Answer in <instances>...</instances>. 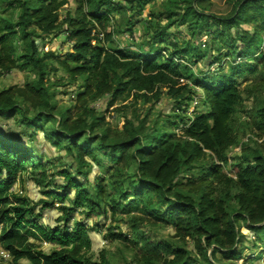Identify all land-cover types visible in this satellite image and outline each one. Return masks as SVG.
Masks as SVG:
<instances>
[{
    "label": "trees",
    "instance_id": "trees-1",
    "mask_svg": "<svg viewBox=\"0 0 264 264\" xmlns=\"http://www.w3.org/2000/svg\"><path fill=\"white\" fill-rule=\"evenodd\" d=\"M74 1L76 9L61 19L70 0H0V75L17 68L33 75L23 86L0 91V116L18 111L20 122L35 129L43 128L52 117L59 125L44 131L52 133L53 146L66 149L79 168L89 166L88 156L101 167L96 151L111 166L93 186L88 172L78 171L85 178L82 182L61 170L58 174L65 181L57 184L59 190L45 192L49 198L33 204L13 187L29 169L36 175L42 171L40 178L34 177L42 182L47 178L46 165L28 144L5 137L0 128V246L10 253L11 264L23 260L112 264L106 252L97 261L88 256L93 246L89 227L84 218L74 216L84 209L90 217L97 208L106 219L124 217L133 229L131 235L112 230L107 234L111 242L128 245L134 255L132 264H222L226 259H240L242 228L255 236L264 233V0H230L225 14L215 12L213 0H164L162 8L152 7L149 18L143 19L150 40L133 54L108 46L124 26L133 32L135 19L156 0ZM117 15L124 22L110 32ZM161 15L167 16L166 24L155 22ZM174 26H183L187 38L172 39ZM59 32L66 35L68 51L42 52L40 47ZM147 45H151L148 51L144 50ZM61 52H66L63 58ZM224 56L230 61L228 70L224 65L218 72L199 69L203 76L196 77L200 61L206 63L212 57L214 65ZM55 63L64 67L71 81L83 80L75 112L59 111L57 119L49 84L50 74L58 71ZM249 76L253 82L241 87L242 79ZM195 88L204 90L208 110L189 118ZM164 94L175 102V120L164 119L161 129L152 132L130 118L123 130L114 129L104 113L91 107V102L106 96L112 106L132 95L151 102ZM250 99L253 109L241 126H254L263 141L247 142L231 158L229 153L240 138L237 114L245 111ZM179 127L184 128L180 135L175 130ZM196 168L200 174L180 180L184 172ZM70 190H75V197L66 204ZM56 203L61 216L52 227L42 217ZM230 203L236 207L229 210ZM146 224L173 228L181 245L174 247L141 233L140 227ZM191 241L194 249H190ZM45 242L55 245L50 252L42 248ZM219 253L225 258H219Z\"/></svg>",
    "mask_w": 264,
    "mask_h": 264
},
{
    "label": "rangeland",
    "instance_id": "rangeland-1",
    "mask_svg": "<svg viewBox=\"0 0 264 264\" xmlns=\"http://www.w3.org/2000/svg\"><path fill=\"white\" fill-rule=\"evenodd\" d=\"M156 1L157 2L153 3L154 5L150 4L140 17L135 19L134 24L131 25L133 32L128 30V26H124L122 28L123 31H121L122 33L114 34V42L108 47L126 50L128 53L132 54L133 52L139 51L140 44L145 40H150L149 37L145 35V26L142 24V21L143 19L149 18L148 13L152 7L157 9L162 8L161 4L164 0ZM213 1L216 5V13L225 14L229 12L230 6L228 5V2L230 0ZM76 7L75 1L70 0V5L68 8L61 12V19L65 18L68 10L74 11ZM156 12H158V10ZM114 20L116 21H113L109 27L110 32L118 29V27L124 22L122 17L119 15H117ZM157 20H162L163 24L168 22L167 16L164 15L158 16L155 22ZM170 32L172 33V39H176L177 36L178 38L182 39L186 37L185 33L187 30L183 26H174L170 29ZM100 36L103 39L105 38L104 34H101ZM151 45H147L144 50H150ZM68 48L69 43L66 42V35L63 32H59L54 40L51 43H48L45 47H40L42 52L55 50L68 51ZM226 52L227 51L225 50L224 53ZM65 53L63 52L61 54L62 58ZM212 53H215V51L212 50ZM208 61L206 63L200 61L199 68L197 67V69H195L197 72H195L196 77L203 76L198 71L199 69L204 71L209 69L210 71L208 72H213L216 69V72H218V67L220 65H224L225 70H228L230 65V61L226 56H224L220 62H217L214 65H212V57H209ZM54 65L58 68V71H54L52 74H50L51 82H49V84L52 85L51 90L54 94V100L57 103V106L53 112L54 118L57 119L60 115L59 111L66 112V110L69 109L71 112H75V105L78 94L80 93L83 86V80L77 79L75 81H71V77L64 67L58 63H55ZM195 67L196 66L194 65V68ZM32 78L33 75L31 73L21 68H17L8 74H2L0 75V91L12 85L23 86ZM253 80V76L242 79L241 87L244 88L247 84L252 83ZM189 83H191V81H189ZM195 90V93L192 94V101L190 102L188 108L187 116L189 118H193L196 112L208 110L207 104L205 102L204 90L199 88H195ZM262 91L264 94V89ZM109 102L110 97L106 96L98 101L91 102V107H95L98 109V111L104 113L107 121L110 122L114 129L123 130L127 119L129 118L132 119L135 124L143 122L144 126H146V130L150 132H152L154 128L161 129V124L163 123L164 119L175 120L173 117L176 113L175 102L166 94L162 95L158 101L153 99L151 102H146L144 99L136 100L135 96L133 95L127 100H116L112 106H109ZM245 104V111L242 110L237 114L238 122L236 124V128H241L237 129L240 138L239 144L229 153L231 158H234L240 154L245 149V144L247 142L253 145V140L258 139L260 142L263 141L257 136V133L254 132L258 131L254 126H241L243 125V121L249 119V115L253 109V100H247ZM125 106L128 107L125 108ZM32 111L33 109H31V114L34 113V111ZM31 114L29 113V115ZM19 118H22V116L18 113V111H15L7 116H0V128L5 131L4 136L16 142L21 141L24 144H28L30 148H32L37 154L41 156V160L43 163H45L48 173L47 178L42 182L34 179L35 176L39 177L42 171H39V174L37 175L32 173L33 171L30 169L22 173L21 176L18 177L17 182L14 184L13 191H15V193H20L23 196L29 197L34 204L39 202L41 199L49 198L45 192L59 190L57 184H61L63 181H65L64 177L58 174V172L61 170H67L68 172H71L76 179L81 180L82 182L85 180V178L83 174L78 173V171L81 170L82 172H88L90 177L89 179L91 181L90 185L92 186L95 185L97 177H105L107 175L108 168L111 166V164L108 162L107 157L103 156L99 151L96 152L98 158H101L103 161L101 167L99 166L98 161H96L93 157L88 156L86 159L89 162V166L79 168L78 164L72 160V155H70L66 149L53 146L55 145L56 139L52 138V133L48 134L46 131H44V129L58 126L59 121H54L51 117L50 121L48 120L49 122H42L43 128L35 129L34 127H31L32 125H26L20 122ZM34 130L36 133H34ZM175 130L179 135L184 132L183 127L176 128ZM47 136H49V138ZM130 170L132 173L135 171V164ZM226 170L227 172L231 173V165L226 166ZM198 174H200V169L196 168L192 172H184L181 175L180 180L185 182L190 175L197 176ZM74 197L75 190H70L66 204H70ZM59 205V203H56L54 207L43 212L42 221H44L46 225H51L54 227L59 224L57 221L61 216ZM235 207V203H230L228 205L229 210ZM39 208L40 206L37 207V210H39ZM82 210L76 211L74 216L77 220L84 218L87 222V226L89 227L93 246L92 249L89 250L88 256H91L94 261H97L100 259L101 253L106 252L109 258L112 260V264H132L130 262H132L134 255L132 251L128 249V245L118 241L111 242L107 238V234L111 230L122 231L128 235L133 233V229L123 220L124 217H120V220L118 221H112L111 216L106 219L104 215L101 214L102 211L100 208H97V214L87 217L86 213L82 212ZM140 228L141 233H145L147 236L151 235L154 239L169 243L174 247L181 245V242L176 237H174L175 230L173 228H162L149 224L141 226ZM242 232L245 234V236L241 241V248H243L241 258L233 260L226 259L222 261V264H264V233L255 236L254 233H252V231L247 227H243ZM189 245L190 249H194L193 241H191ZM54 246L55 245L53 244L45 242L43 243L42 248L45 251L50 252ZM211 252L212 250H209L210 256ZM9 255L10 253L0 246V264H11L12 257ZM218 255L219 258H225L221 253ZM21 264L31 263L27 260H23L21 261Z\"/></svg>",
    "mask_w": 264,
    "mask_h": 264
},
{
    "label": "built area",
    "instance_id": "built-area-1",
    "mask_svg": "<svg viewBox=\"0 0 264 264\" xmlns=\"http://www.w3.org/2000/svg\"><path fill=\"white\" fill-rule=\"evenodd\" d=\"M4 254V253H3ZM10 256V255H9Z\"/></svg>",
    "mask_w": 264,
    "mask_h": 264
}]
</instances>
